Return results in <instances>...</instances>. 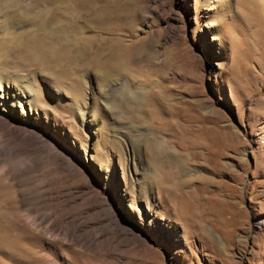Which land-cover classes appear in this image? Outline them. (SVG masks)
<instances>
[{
    "label": "rangeland",
    "instance_id": "obj_1",
    "mask_svg": "<svg viewBox=\"0 0 264 264\" xmlns=\"http://www.w3.org/2000/svg\"><path fill=\"white\" fill-rule=\"evenodd\" d=\"M47 6L12 30L99 53L0 90V264H264V0Z\"/></svg>",
    "mask_w": 264,
    "mask_h": 264
},
{
    "label": "bare ground",
    "instance_id": "obj_2",
    "mask_svg": "<svg viewBox=\"0 0 264 264\" xmlns=\"http://www.w3.org/2000/svg\"><path fill=\"white\" fill-rule=\"evenodd\" d=\"M48 1L0 0V90L5 95L6 103H10V105H13L14 102L21 104L23 100L28 101L29 98L32 101L38 100V85L31 75H34L36 70L38 68L41 69L45 64L52 65L55 70L60 68L61 70L58 72L68 75L72 74V72L79 73L86 67L87 61H92L98 56L99 52L96 54L89 50V47H86V44L93 43V40L87 38L86 43V37L83 33L80 34L81 41L77 43L72 42L73 44H71L66 32V34L62 33L60 36L55 37L54 40L51 39L47 44L44 40L41 42L35 41V37L32 39H22L20 36H25L29 33V30L20 32L12 30L14 29L13 27L20 26L24 22L21 17L22 12L32 11L31 8L34 4H37L41 8L34 13L35 18L41 17L44 12L47 14L49 11V7L47 6ZM102 10L105 9H93L97 13L96 21H105L109 16H103V14L112 13V9H106L104 13ZM42 21L44 25L49 23V20L46 18ZM119 57H121L120 54ZM120 62H122V59L119 58L118 63ZM120 66L123 65L120 63ZM15 69L32 74L22 76L17 75V71L16 74L7 73V71ZM2 109L0 107V118L11 123L8 116L1 112ZM206 121L207 117L202 120V122ZM203 130L206 131L207 127L203 126ZM199 135L204 138L201 133ZM195 138L193 141H190L192 146H198L204 149H210L212 147L209 140L205 139V141H200L198 135Z\"/></svg>",
    "mask_w": 264,
    "mask_h": 264
}]
</instances>
